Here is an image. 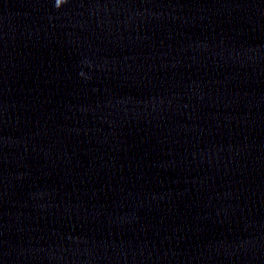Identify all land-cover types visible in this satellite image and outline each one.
<instances>
[{
  "label": "clouds",
  "instance_id": "clouds-1",
  "mask_svg": "<svg viewBox=\"0 0 264 264\" xmlns=\"http://www.w3.org/2000/svg\"><path fill=\"white\" fill-rule=\"evenodd\" d=\"M64 3V2H63ZM56 6H57V3H56ZM58 7V6H57Z\"/></svg>",
  "mask_w": 264,
  "mask_h": 264
}]
</instances>
